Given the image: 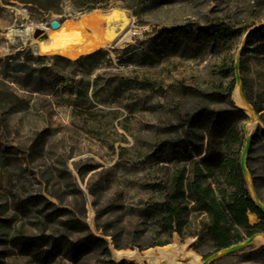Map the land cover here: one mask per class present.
Masks as SVG:
<instances>
[{
  "label": "rangeland",
  "instance_id": "374dc122",
  "mask_svg": "<svg viewBox=\"0 0 264 264\" xmlns=\"http://www.w3.org/2000/svg\"><path fill=\"white\" fill-rule=\"evenodd\" d=\"M128 2L118 0L114 8L126 12L131 18L129 24L116 37L111 49L96 50L104 55L90 70L85 60L63 66L54 61L59 55H39L30 35L25 33L30 24H47L52 17L64 21L76 16L79 11L70 1H63L59 10L51 11L21 0H0V71L4 57L16 56L25 61L32 54L44 57L43 61L33 60V67L49 68L53 74L63 77V80L52 78L53 87L44 84L43 90L33 91L25 88L24 83L31 86L36 82L45 83L46 76L37 74L38 79L32 80L26 74H17L19 79H14L0 72V123L4 117L9 125V133L0 131V145L22 149L36 133L45 131L48 153L44 165L38 164L37 171L34 170L37 173L41 170L48 180L47 187L56 190L61 186L65 191L75 190L70 172L76 187L83 191L82 197L76 191L72 195L64 194L61 203L51 199L66 210V218L82 212L91 233L107 242L109 253L106 255L97 248L72 264H108V261L137 264L125 260L115 262L111 249L143 251L172 244L175 237L181 242L193 239L191 250L200 262L215 250L206 237L199 241L197 235L181 237L174 232L165 245L145 246L153 239L165 237L136 210L157 196L147 188V183L157 182L161 174L151 156L153 145L165 137L163 130L174 120L173 96L181 95L183 85L207 90L218 81L226 83L234 79V68L229 70V63L232 59L234 64L242 47L239 59L242 57L244 62L238 68L243 96L248 101L247 94L252 103L261 107L250 129L249 164L255 170L264 202V134L260 132L264 129V47L256 37L246 46L243 34L229 50L219 54L203 49L191 57L187 48L183 46L182 50L179 45L176 50L158 55L153 49L152 37L164 28L188 23L203 26L221 20L241 23L245 29L254 27L264 23V18L253 21L255 13L264 14V1L259 8L253 6V0H175L132 8L124 5ZM235 86L234 79L233 91ZM231 104L236 105L232 101ZM240 130L243 135L241 126ZM89 166L96 168L81 181L76 167ZM95 171L100 174L90 177ZM30 173L25 174L31 178ZM33 183L35 187L37 184ZM89 183L96 190V198L86 189ZM97 213L101 216L97 217ZM248 220L254 224L259 219L249 213ZM262 245L251 244L209 264H264L262 260L245 257ZM0 264L36 263L0 245ZM51 264L71 262L57 258Z\"/></svg>",
  "mask_w": 264,
  "mask_h": 264
},
{
  "label": "trees",
  "instance_id": "16d2710c",
  "mask_svg": "<svg viewBox=\"0 0 264 264\" xmlns=\"http://www.w3.org/2000/svg\"><path fill=\"white\" fill-rule=\"evenodd\" d=\"M21 1L57 11L65 0ZM68 1L77 11L85 12L114 7L118 0ZM173 1L129 0L124 5L132 8L146 3L162 5ZM263 1L253 0V6L259 8ZM262 18L264 14L255 13L253 21ZM239 24L220 20L203 26L188 23L164 28L152 37L153 49L160 55L182 45V50L183 46L187 48L186 52L191 57L203 49L219 54L229 50L248 29ZM255 37L264 47V25L255 27L248 34L246 46ZM103 55V52L95 51L74 60L55 56L54 61L66 66L85 60L92 70ZM33 60L43 61L44 57L29 54L25 61L16 56L4 57L0 72L14 79H19L17 74H26L32 80H37L38 75L46 76L45 83L36 82L32 86L24 83L25 88L33 91L43 90L45 85L53 87L55 81L52 78L63 80L61 75L53 74L49 68L33 67ZM243 62L241 57L240 65ZM224 66L225 62L221 65L222 69ZM232 67L231 59L229 70ZM233 86L234 79L226 83L218 81L207 90L183 85L181 95L173 96V107H176L174 120L163 130L165 137L155 142L151 152L161 174L157 182L147 183V188L157 196L136 207L138 214L153 223V229L165 237L153 239L146 247L165 245L176 232L181 237L197 235L199 241L206 237L216 251L242 241L244 235L248 237L253 233H264V213L250 196L240 168L239 158L244 142L240 126L247 115L231 104ZM245 96L256 112L260 110L261 107L252 103L247 94ZM188 102L193 105L187 107L185 104ZM1 130L9 133V125L4 117L0 123ZM260 132L264 134V129H260ZM44 133H36L22 149L0 145V245L6 246L14 254L31 258L36 264H51L57 258L76 263L97 248L108 255L107 242L91 233L82 212L76 215L72 213L71 217L66 218V210L51 199L61 203L65 195H72L75 191L82 197L83 191L76 187L70 172L71 186L75 190L68 191L61 186H57L56 190L50 189L41 170L36 172L38 164L44 165L48 153ZM248 152L246 165L255 192L263 202L255 170L249 164L251 148ZM95 168L76 167L77 175L83 181L87 173ZM27 171L32 172L31 178L25 174ZM99 174L95 171L90 177ZM33 182L37 184L35 187ZM86 189L94 198L97 197L90 183ZM249 213L257 215L259 220L250 224ZM96 216L101 215L97 213ZM114 245L120 247L117 243ZM245 257L264 261V245L249 251ZM108 264L115 263L108 261Z\"/></svg>",
  "mask_w": 264,
  "mask_h": 264
},
{
  "label": "bare ground",
  "instance_id": "6f19581e",
  "mask_svg": "<svg viewBox=\"0 0 264 264\" xmlns=\"http://www.w3.org/2000/svg\"><path fill=\"white\" fill-rule=\"evenodd\" d=\"M130 20L126 12L116 7L107 12H91L76 20L66 19L56 29H51L48 24H30L26 27L25 33L30 35L31 43L35 45L39 55H59L73 60L99 49H111L116 37ZM41 33H47L48 37L40 39ZM232 98L234 103L242 107L246 113H252L250 103L240 95L237 85ZM254 125L251 124L250 129ZM192 242L193 239L190 238L181 242L175 237L172 244L164 247L143 251L136 248L112 249V259L115 262L125 260L137 264H184L185 262L197 264L199 260L191 250ZM253 244H264V238L258 235Z\"/></svg>",
  "mask_w": 264,
  "mask_h": 264
},
{
  "label": "water",
  "instance_id": "95a60500",
  "mask_svg": "<svg viewBox=\"0 0 264 264\" xmlns=\"http://www.w3.org/2000/svg\"><path fill=\"white\" fill-rule=\"evenodd\" d=\"M113 8L114 7H111L109 9H105V10H103V9H92V10H88V11H85V12H78V14L76 16L72 17V18L74 20H76V19H79L82 15L89 14L91 12H107V11L112 10ZM61 23H62L61 20H58L57 18L52 17L48 21L47 24H48V26L51 29H56V28H58L61 25ZM260 25H264V23H261L259 25L254 26V27H250V28H248L246 30V32L243 35V43L246 41L248 34L255 27L260 26ZM47 37H48L47 33H41L39 35L40 39H46ZM241 49H242V47H240L239 50H238V55L236 56V59L234 61L233 68H234L235 84L239 88L240 95L243 96L241 78H240V75H239V68H238L239 67V54L241 52ZM232 96H233V90L231 92V101L234 102L233 99H232ZM235 106H237V105H235ZM237 107H239V106H237ZM239 108H241L244 111V109L242 107H239ZM251 109H252V113L251 114H248V113H246L244 111L246 113V115H247V119L244 120L242 122V124H241V128H242L243 135H244V142H243V146H242V149H241L239 162H240V168L242 170V174H243L244 179H245V181L247 183V186H248L249 194L252 197V199L254 200V202L256 203V205L259 207V209L264 213V203L259 199L258 195L255 192V189H254V186H253V183H252V180H251V176L249 174V171H248V168H247V165H246V159H247V155H248V151H249L250 143H251L250 125L251 124H255L256 121H257V113H256V111L254 110V108L252 106H251ZM256 217L259 218L257 215H256ZM258 235H260V236H262V238H264V233H253L250 236H248L245 239H243L242 241L233 243V244H231L229 246L220 248L219 250H216V251L210 253L203 260H201L198 264H209L214 259L219 258L220 256H224V255H227V254L242 250V249L250 246L251 244H253L255 238ZM110 253L112 255V249H111ZM112 258H113V256H112Z\"/></svg>",
  "mask_w": 264,
  "mask_h": 264
}]
</instances>
